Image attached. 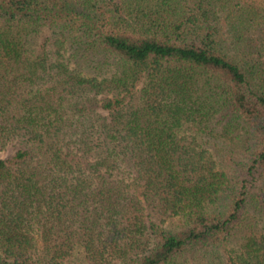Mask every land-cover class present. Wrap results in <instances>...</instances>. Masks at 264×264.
I'll return each instance as SVG.
<instances>
[{
    "label": "trees",
    "instance_id": "16d2710c",
    "mask_svg": "<svg viewBox=\"0 0 264 264\" xmlns=\"http://www.w3.org/2000/svg\"><path fill=\"white\" fill-rule=\"evenodd\" d=\"M0 264H264V0H0Z\"/></svg>",
    "mask_w": 264,
    "mask_h": 264
},
{
    "label": "rangeland",
    "instance_id": "374dc122",
    "mask_svg": "<svg viewBox=\"0 0 264 264\" xmlns=\"http://www.w3.org/2000/svg\"><path fill=\"white\" fill-rule=\"evenodd\" d=\"M17 148H19L18 144L7 145V147L4 150L0 151V158L4 160L11 158Z\"/></svg>",
    "mask_w": 264,
    "mask_h": 264
}]
</instances>
